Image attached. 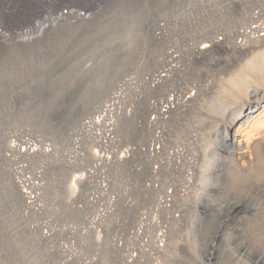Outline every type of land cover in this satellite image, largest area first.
<instances>
[{
  "label": "rangeland",
  "instance_id": "374dc122",
  "mask_svg": "<svg viewBox=\"0 0 264 264\" xmlns=\"http://www.w3.org/2000/svg\"><path fill=\"white\" fill-rule=\"evenodd\" d=\"M263 136L264 0H0V264H264Z\"/></svg>",
  "mask_w": 264,
  "mask_h": 264
},
{
  "label": "bare ground",
  "instance_id": "6f19581e",
  "mask_svg": "<svg viewBox=\"0 0 264 264\" xmlns=\"http://www.w3.org/2000/svg\"><path fill=\"white\" fill-rule=\"evenodd\" d=\"M46 25L44 24V23H42V24H39V25H37V28H36V30L39 32V33H42V32H44L45 30H46ZM258 132H260V131H258ZM255 134L256 133H252V131L251 130H244V129H242V126L240 127H238L237 129H235L234 131H233V135H234V137H235V139H238V142H239V144H242V145H245V147H246V149L248 150V152L249 151H251V150H249L250 149V144H251V142H253L254 141V138H255ZM261 133H257V135L256 136H259ZM232 135V136H233ZM260 139V140H259ZM257 140V139H256ZM258 140L260 141L259 142V145L260 146H262V147H264V136L263 137H260V138H258ZM239 146V145H238ZM240 147V146H239ZM244 147V146H243ZM242 148V147H241ZM245 149V150H246ZM242 150V149H241ZM244 150V149H243ZM244 152V151H243ZM241 156H242V154H241ZM243 158V157H242ZM245 159H247V158H245ZM246 162V161H245ZM244 163V162H243Z\"/></svg>",
  "mask_w": 264,
  "mask_h": 264
}]
</instances>
